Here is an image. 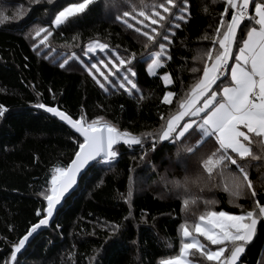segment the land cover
<instances>
[{
	"label": "trees",
	"instance_id": "1",
	"mask_svg": "<svg viewBox=\"0 0 264 264\" xmlns=\"http://www.w3.org/2000/svg\"><path fill=\"white\" fill-rule=\"evenodd\" d=\"M131 2L139 4L140 0ZM222 2L190 0L187 20L180 29H175L169 47L173 60L163 69L173 76V84L164 85L147 72L148 60L144 57L155 48L145 49L146 38L115 20L119 13L111 7V0H95L90 5L92 10L82 14L76 25L54 31L48 47H42L40 55L32 48L34 42L39 43L34 29L48 26L49 18H54L59 10L56 0L52 3L0 0V11L9 16L22 9L18 18L0 24V104L7 108L0 117V264L31 223L38 222L36 210L43 201L39 193L47 187L52 168L69 163L74 156L75 145L69 137L78 134L35 105L59 106L69 110L74 118L83 112L89 121L102 116L134 135L158 127L159 112L173 107L163 103L164 92L183 94L194 82L190 68L201 67L195 57L211 47L210 40L202 38L208 34L211 39ZM124 10L130 9L127 6L120 9ZM91 40L107 42L125 55L124 49L137 54L139 64L135 70L140 93L130 96L123 90L112 89L111 95L105 93L79 61L70 60L65 68L59 67L72 53L88 61L81 48ZM101 70L104 71L102 66ZM175 100L176 96L173 104ZM210 147L205 145L201 152ZM253 149L256 155H264L257 146ZM140 155V146H124L112 168L101 163L80 176L77 188L57 209L50 227L33 233L18 253L19 264H160L161 259L178 252L179 224L185 218L189 224L198 220L205 210V199L217 201L214 210L240 213L222 188L201 191L197 185L190 187L191 193L199 197L197 203L191 204L187 212L183 211V189H177L171 181L191 175L183 172L177 163L175 147L165 143L155 152H148L144 160ZM187 159L194 178L196 158ZM244 163L255 188L264 192V159L249 158ZM130 186L131 206L123 198ZM235 203L247 207L251 201L241 198ZM113 225H119L115 232L111 231ZM258 230L246 249V264H258L264 257V227L258 225ZM169 243L172 248L167 247ZM190 259L200 258L197 254Z\"/></svg>",
	"mask_w": 264,
	"mask_h": 264
},
{
	"label": "snow or ice",
	"instance_id": "2",
	"mask_svg": "<svg viewBox=\"0 0 264 264\" xmlns=\"http://www.w3.org/2000/svg\"><path fill=\"white\" fill-rule=\"evenodd\" d=\"M32 2L39 3L40 0ZM189 2L157 0L145 3L140 0L136 4L131 0H111V7L119 13L115 20L129 29L134 28L135 33L146 38L145 49L150 46L155 48L144 57L150 60L147 72L162 80L164 85L173 84V76L163 69L168 61L173 60L169 47L175 29H180L182 22L187 20ZM56 3L59 10L54 18H49L48 26H36L34 29V37L39 38V43L34 42L32 48L37 55H40L42 47H48L47 42L54 31L68 30L76 25L83 18L82 14L92 10L90 5H94L95 0H56ZM65 3L66 6H63ZM125 6L130 10L121 12L120 9ZM21 14L22 9L14 16L0 11V24ZM216 19L211 39L208 34L202 38L210 40L211 47L195 57L201 62V67L190 68L194 82L183 94L172 90L164 92L163 103L173 107L159 112L158 127L152 130L134 135L102 116L89 121L83 112L74 118L69 110H62L59 106L35 105L78 134L69 137L75 145L74 157L70 163L57 164L52 168L50 180L46 181L47 187L39 193L43 201L36 210L38 222L31 223L26 234L12 244L10 254H5L2 264H19L18 253L25 248L33 233L41 226L49 225L57 206L67 199L66 194L71 195L75 191L74 185L78 186V176H83L101 163L112 168L124 146H140V159L144 160L148 152H155L158 146L162 148L165 143L175 147L177 163L184 171L189 169L187 157L196 158L197 174L194 178L185 176L183 180L171 181L177 189H183V211L187 212L191 204L197 203L199 197L190 191L191 185H197L201 191L222 188L231 197L229 202L240 209V213L214 210L217 201L205 199V210L198 220L189 224L185 218L179 224L178 252L161 259L160 264H205V261L209 264H246V249L258 235V225L264 227V192L255 188L244 163L249 158L264 159V155H256L253 149L255 145L264 153V0H223L222 11ZM81 51L83 56L89 57L88 61L72 53L59 67L65 68L70 60L79 61L95 84L109 95L112 94L110 89L123 90L130 96L141 92L136 79L138 73L135 69L139 61L135 52L129 53L124 49L125 55L118 47H110L109 43L99 40H91ZM6 112V106L0 104V117ZM209 144L208 151L201 152ZM132 194L130 186L123 197L129 206ZM241 198L251 203L247 207L235 203ZM118 229L119 225L111 226L112 232ZM167 247L172 248L173 245L169 243ZM197 254L199 260L190 259ZM258 264H264V257Z\"/></svg>",
	"mask_w": 264,
	"mask_h": 264
},
{
	"label": "water",
	"instance_id": "3",
	"mask_svg": "<svg viewBox=\"0 0 264 264\" xmlns=\"http://www.w3.org/2000/svg\"><path fill=\"white\" fill-rule=\"evenodd\" d=\"M73 157H74V156H73ZM69 163H70V162H69ZM79 178H80V176H78V180H79ZM74 188L76 189L77 186L74 185ZM70 191H71V190H70ZM72 192H73V191H72ZM72 192H71V193H72ZM66 196L68 197L69 195L66 194ZM63 201H64V200H62L61 204L57 206V209H59V208L63 205ZM57 209L54 211L53 217L51 218L49 225H47V226H41V228L47 229L48 227H50V224H51V222L53 221V219H54V217H55V214H56Z\"/></svg>",
	"mask_w": 264,
	"mask_h": 264
},
{
	"label": "rangeland",
	"instance_id": "4",
	"mask_svg": "<svg viewBox=\"0 0 264 264\" xmlns=\"http://www.w3.org/2000/svg\"><path fill=\"white\" fill-rule=\"evenodd\" d=\"M149 62H150V60H148V63H149ZM146 67H147V66H146ZM161 75H162V74H161ZM191 170H193V169H192V168L190 167V165H189V169H188V171H183V172L188 173L189 175L193 176L194 173H192ZM183 172L180 171L181 174H183ZM137 180L140 181L141 179H137Z\"/></svg>",
	"mask_w": 264,
	"mask_h": 264
},
{
	"label": "crops",
	"instance_id": "5",
	"mask_svg": "<svg viewBox=\"0 0 264 264\" xmlns=\"http://www.w3.org/2000/svg\"><path fill=\"white\" fill-rule=\"evenodd\" d=\"M232 61H230V63H231Z\"/></svg>",
	"mask_w": 264,
	"mask_h": 264
}]
</instances>
